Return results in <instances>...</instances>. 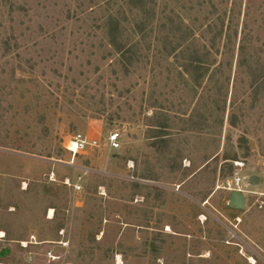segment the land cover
<instances>
[{
    "label": "rangeland",
    "instance_id": "1",
    "mask_svg": "<svg viewBox=\"0 0 264 264\" xmlns=\"http://www.w3.org/2000/svg\"><path fill=\"white\" fill-rule=\"evenodd\" d=\"M133 4L0 0V264H264V0Z\"/></svg>",
    "mask_w": 264,
    "mask_h": 264
},
{
    "label": "built area",
    "instance_id": "2",
    "mask_svg": "<svg viewBox=\"0 0 264 264\" xmlns=\"http://www.w3.org/2000/svg\"><path fill=\"white\" fill-rule=\"evenodd\" d=\"M74 145L75 149L70 148V150L74 153H80L85 151L89 146L92 147H99V143L97 141L94 142H88V140L82 135V134H77L74 137ZM72 142V143H73ZM108 147L111 151H118L121 149V138L120 134L118 132H113L109 138H108ZM76 191H81L82 187L80 185H77L74 187Z\"/></svg>",
    "mask_w": 264,
    "mask_h": 264
},
{
    "label": "water",
    "instance_id": "3",
    "mask_svg": "<svg viewBox=\"0 0 264 264\" xmlns=\"http://www.w3.org/2000/svg\"><path fill=\"white\" fill-rule=\"evenodd\" d=\"M251 184L256 185L260 183V177L259 176H253L250 180ZM246 204V197L245 195L240 191H234L230 195L228 206L231 209L241 211L244 210ZM9 254V250H3L0 253V258H4L5 255Z\"/></svg>",
    "mask_w": 264,
    "mask_h": 264
},
{
    "label": "trees",
    "instance_id": "4",
    "mask_svg": "<svg viewBox=\"0 0 264 264\" xmlns=\"http://www.w3.org/2000/svg\"><path fill=\"white\" fill-rule=\"evenodd\" d=\"M134 0H131L132 5ZM138 6V5H136ZM108 26H109V37H110V42L112 45H114L115 47H117L118 49L120 48V31H119V22L113 18H111L108 21Z\"/></svg>",
    "mask_w": 264,
    "mask_h": 264
},
{
    "label": "bare ground",
    "instance_id": "5",
    "mask_svg": "<svg viewBox=\"0 0 264 264\" xmlns=\"http://www.w3.org/2000/svg\"><path fill=\"white\" fill-rule=\"evenodd\" d=\"M71 148L75 149L74 142L72 143ZM51 213H53V212H51Z\"/></svg>",
    "mask_w": 264,
    "mask_h": 264
},
{
    "label": "snow or ice",
    "instance_id": "6",
    "mask_svg": "<svg viewBox=\"0 0 264 264\" xmlns=\"http://www.w3.org/2000/svg\"><path fill=\"white\" fill-rule=\"evenodd\" d=\"M0 235H2V234H0Z\"/></svg>",
    "mask_w": 264,
    "mask_h": 264
}]
</instances>
